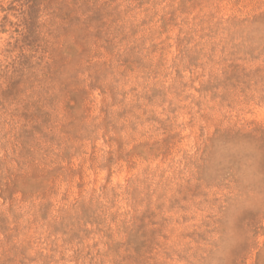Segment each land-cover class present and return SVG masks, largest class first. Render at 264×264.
<instances>
[{"label": "rangeland", "instance_id": "374dc122", "mask_svg": "<svg viewBox=\"0 0 264 264\" xmlns=\"http://www.w3.org/2000/svg\"><path fill=\"white\" fill-rule=\"evenodd\" d=\"M0 264H264V0H0Z\"/></svg>", "mask_w": 264, "mask_h": 264}]
</instances>
